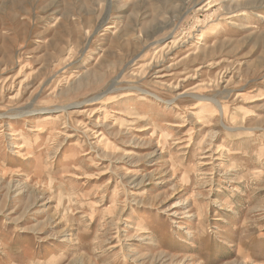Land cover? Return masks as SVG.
Masks as SVG:
<instances>
[{
  "label": "rangeland",
  "instance_id": "obj_1",
  "mask_svg": "<svg viewBox=\"0 0 264 264\" xmlns=\"http://www.w3.org/2000/svg\"><path fill=\"white\" fill-rule=\"evenodd\" d=\"M0 264H264V0H0Z\"/></svg>",
  "mask_w": 264,
  "mask_h": 264
},
{
  "label": "bare ground",
  "instance_id": "obj_2",
  "mask_svg": "<svg viewBox=\"0 0 264 264\" xmlns=\"http://www.w3.org/2000/svg\"><path fill=\"white\" fill-rule=\"evenodd\" d=\"M98 98V97H97ZM219 105V104H218Z\"/></svg>",
  "mask_w": 264,
  "mask_h": 264
}]
</instances>
